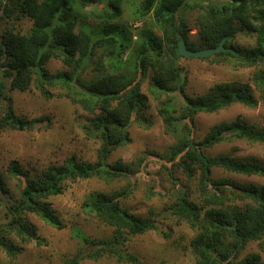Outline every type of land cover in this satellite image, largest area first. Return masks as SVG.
Wrapping results in <instances>:
<instances>
[{
	"label": "trees",
	"instance_id": "obj_1",
	"mask_svg": "<svg viewBox=\"0 0 264 264\" xmlns=\"http://www.w3.org/2000/svg\"><path fill=\"white\" fill-rule=\"evenodd\" d=\"M193 11L198 27L195 37L187 19V13ZM18 12L29 17L32 24L26 33L0 27V99L8 98L4 92L12 77L11 89L24 91L34 85L46 98L53 97V88L59 86L65 90L60 95L81 103L92 113L85 128L90 136L99 138L100 147L96 163L72 156L39 175H30L16 162L11 164V174L20 180L21 198L10 205L5 203L12 220L0 229V247L16 257L23 249L20 243L40 240L25 212L58 228L63 226L46 199L62 192L64 179L96 176L112 181L132 178L138 172L130 163L117 160L109 164L106 159L129 143L128 127L135 114L137 120H143L139 114L149 106L142 79L150 76V91L160 103L158 114L166 132L176 139L163 158L174 183L167 210L196 230L191 240L196 263L264 264L262 254L257 252L240 257L251 241H258L264 253V183L212 175L214 168H222L236 175L264 176V165L253 157L211 156L205 150L232 138L264 143V127L238 116L215 123L201 140L193 137L198 111L217 112L235 103L264 105V0H0V26ZM140 20H150V24L140 26ZM241 30L255 37L252 46L233 43ZM225 37V46L237 53L217 52L213 60L257 67L253 83L221 82L202 95H188L178 41L183 38L196 50L215 47ZM53 58L61 60L66 68L52 73L46 64ZM90 69L92 75L85 79ZM78 94L82 97L75 96ZM161 94L180 100H162ZM8 103L9 110L0 118L3 126L27 129L40 121L17 115ZM176 168H182L187 179L195 181L194 188L175 177ZM0 190L8 193L1 173ZM128 194L129 190L123 189L89 196L87 209L114 226L117 234L94 239L78 230L85 247L63 264H79L84 258L105 255L143 264L127 249L126 242L157 225L122 205L121 198Z\"/></svg>",
	"mask_w": 264,
	"mask_h": 264
},
{
	"label": "rangeland",
	"instance_id": "obj_2",
	"mask_svg": "<svg viewBox=\"0 0 264 264\" xmlns=\"http://www.w3.org/2000/svg\"><path fill=\"white\" fill-rule=\"evenodd\" d=\"M126 16L131 17V13L127 12ZM195 18L196 12L187 13L193 37L198 29ZM138 23L140 26L144 23L150 24V20H140ZM31 24L32 20L29 17L18 12L0 27L2 29L11 27L15 31L26 33ZM254 42L255 37L245 30L239 31L233 39L234 44L243 47L252 46ZM180 65L186 78L185 91L190 96L202 95L216 83L232 81L253 83L252 75L257 70V67H240L231 62H215L213 56L201 58L183 56ZM46 67L52 73L66 68L61 60L55 58L51 59ZM91 75L90 69L83 77L89 79ZM149 80L150 76L142 79V92L147 96L149 106L139 114L143 120H137L135 114L128 127L129 143L115 149L106 159L109 164L117 160L130 163L133 169L138 168V172L132 178L118 177L112 181L96 176H73L64 179L62 192L50 195L46 199L63 226L58 228L36 214L25 212L24 216L36 226L40 240L19 242L23 249L16 257L9 256L0 247V264H63L76 255L81 246L85 247L76 233L78 230L94 239L115 237L116 228L90 212L86 207V200L97 191L109 193L123 189H128L129 194L121 198L122 205L137 215L153 219L157 225L153 230L131 236L126 242L127 249L137 255L143 264H197L191 247V240L196 230L187 223L180 222L167 210L172 201L170 190L174 187V183L164 166L163 158L176 139L165 130L158 114L160 103L150 91ZM53 91L55 95L46 98L32 85L27 90L11 89L6 94L17 115L29 121L40 119L27 129L0 124V173L4 176L8 187L6 196L9 202L21 198L20 180L10 172V166L14 162L27 170L30 175H39L51 165L64 164L72 156H76L78 161L89 163H96L98 160L100 140L90 136L85 128L92 113L81 103L60 95L59 93L65 91L61 87L56 86ZM75 96L82 97L80 94ZM172 97L161 94L162 100ZM173 98L176 101L180 100L177 96ZM6 110V103L0 99V114H4ZM238 116L264 127L263 104L249 107L235 103L217 112L198 111L195 115L193 137L197 141L201 140L215 123L223 120L232 121ZM205 150L211 156L230 154L239 158L253 157L264 165V143L232 138ZM152 154H158V157ZM174 175L180 182L194 188L195 181L188 180L182 168H176ZM212 175L215 178H231L244 183H264V176L236 175L222 168H214ZM11 220L12 214L5 207V201L0 199V225L7 227ZM14 239L18 241L15 236ZM253 252L262 254L264 259L258 241L249 242L240 257ZM79 264L131 263L105 255L98 259L84 258Z\"/></svg>",
	"mask_w": 264,
	"mask_h": 264
},
{
	"label": "water",
	"instance_id": "obj_3",
	"mask_svg": "<svg viewBox=\"0 0 264 264\" xmlns=\"http://www.w3.org/2000/svg\"><path fill=\"white\" fill-rule=\"evenodd\" d=\"M4 10V7H2L1 9V12H3ZM227 40V37H225L224 39H222L220 41V43L215 46V47H207V48H202V49H191L187 46L185 40L182 38L178 41V52L180 55L186 57V58H201V57H210L212 55H214L215 53L217 52H221V51H230V52H233V53H237L233 48L231 47H226L225 46V42ZM14 77H12L10 79V82H9V85L6 89V91L4 92V95H6L10 90H11V87H12V80H13ZM4 102L6 103L7 105V110H9V103H8V99L5 97L4 98ZM6 115V112L4 114H0V118L5 116ZM0 197L5 201V203L7 205H10V202L6 196V194L0 190ZM6 225L4 226H0V229L1 228H5Z\"/></svg>",
	"mask_w": 264,
	"mask_h": 264
}]
</instances>
